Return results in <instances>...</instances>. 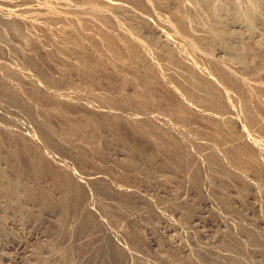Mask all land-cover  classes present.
<instances>
[{"label":"rangeland","instance_id":"obj_1","mask_svg":"<svg viewBox=\"0 0 264 264\" xmlns=\"http://www.w3.org/2000/svg\"><path fill=\"white\" fill-rule=\"evenodd\" d=\"M223 1L0 0V264H264V0Z\"/></svg>","mask_w":264,"mask_h":264},{"label":"bare ground","instance_id":"obj_2","mask_svg":"<svg viewBox=\"0 0 264 264\" xmlns=\"http://www.w3.org/2000/svg\"><path fill=\"white\" fill-rule=\"evenodd\" d=\"M198 2L199 1H201L202 3H204V5H206V6H211V11H212V13H213V15H217L219 12H220V7L222 6V4H224V1H223V3H222V0H197ZM256 3V0H249V2H248V4L247 5H245L244 6V2H243V7H244V9H245V12L247 13V15L249 16V17H252L253 16V13H252V11L254 10V6L256 5L255 4ZM239 6H240V3H239ZM241 7V6H240ZM235 8H236V6H235ZM7 12V11H6ZM8 14H10L9 13V11L7 12V17H8ZM235 14L237 15L238 13H236L235 12ZM10 17V16H9ZM182 16H178V18L180 19ZM14 18V17H13ZM15 19V18H14ZM182 19V18H181ZM237 26H239V25H237ZM240 27V26H239ZM212 41V40H211ZM207 44V43H206ZM178 52V51H177ZM181 53V52H180ZM180 53H178V54H180ZM177 54V56H181V54L180 55H178ZM184 55V54H183ZM181 58V57H180ZM170 59H171V57H170ZM173 57H172V62H173ZM175 59L177 60V57H175ZM181 59H183V58H181ZM175 62V61H174ZM177 63V62H176ZM188 63V62H187ZM191 63V62H190ZM175 64V63H174ZM170 65H173V64H170ZM179 65H180V63H179ZM182 65V64H181ZM180 65V66H181ZM184 65V64H183ZM192 65H194V64H192ZM178 66V65H177ZM184 66H186V65H184ZM174 67V66H173ZM179 67V66H178ZM177 67V68H178ZM186 67H188V65L186 66ZM181 68H183V66L181 67ZM189 68V67H188ZM178 70V69H177ZM180 70V69H179ZM182 70V69H181ZM184 71H185V69H184ZM191 71V70H190ZM179 72V71H178ZM194 72V71H193ZM184 73V72H183ZM185 74V73H184ZM191 74H193L192 72L189 74V75H191ZM188 75V74H187ZM198 76V75H197ZM201 76V75H200ZM188 77V76H187ZM190 77V76H189ZM194 77V76H193ZM192 77V78H193ZM196 77V76H195ZM202 77V76H201ZM206 77V76H205ZM239 77V76H238ZM197 78V77H196ZM205 79H207V78H205ZM189 81H191V79L189 78ZM194 82H196L195 83V85L196 86H198V85H202V82H199V81H197L196 79L195 80H193ZM192 81V82H193ZM205 81H207V80H205ZM209 83H210V81H209ZM215 85V84H214ZM209 88V87H208ZM202 89V88H201ZM207 91H209V90H207ZM257 91V90H256ZM206 92V91H205ZM220 92V91H219ZM221 93V92H220ZM220 96V95H219ZM217 98V97H216ZM257 98H258V96H257ZM261 100V99H260ZM220 102V101H219ZM226 107V106H225ZM252 109V108H251ZM247 110V109H246ZM249 111V110H248ZM255 111V110H254ZM253 111V112H254ZM246 115V114H245ZM211 117H214L213 115H211ZM228 118V116H225V118ZM221 118H223V117H221ZM214 119H216V121H217V119H219V118H214ZM219 121H221V120H219ZM236 121L237 120H232L231 122L233 123V124H236ZM238 122V121H237ZM223 123V122H222ZM226 123V122H225ZM225 123H223V124H225ZM228 124V123H227ZM229 125V124H228ZM236 125H239V124H236ZM221 126V125H220ZM227 126V125H226ZM230 126V125H229ZM241 139V138H240ZM242 140V139H241ZM235 141V140H234ZM246 141H248V140H246ZM243 142H245V141H243ZM240 143V142H239ZM251 144L252 143H250V146H251ZM255 144V143H254ZM257 146V145H256ZM241 148V147H240ZM237 149V148H236ZM249 150V149H248ZM258 150V149H257ZM238 153H239V151H238ZM241 155V154H240ZM248 155V154H247ZM259 157V156H258ZM246 158V157H245ZM247 160V159H246ZM252 161V160H251ZM247 163V162H246ZM247 165H248V163H247ZM242 171V170H241ZM243 175V174H242ZM100 180V179H99ZM210 223H212V222H210ZM210 227V226H209ZM204 231V230H203ZM206 232V231H205ZM215 234V233H214ZM152 235V234H151ZM154 235V234H153ZM205 235H206V233H205ZM234 235V234H233ZM154 236H156V235H154ZM209 236V235H208ZM150 237V236H149ZM157 237V236H156ZM206 237V236H205ZM210 237V236H209ZM150 239H152V238H150ZM213 239V238H212ZM207 243V242H206ZM149 244V243H148ZM198 244V243H197ZM209 244V243H208ZM226 244V243H225ZM112 245V244H111ZM117 245V244H116ZM120 245V244H119ZM187 245V244H186ZM204 245H206V244H204ZM118 246V245H117ZM192 246H193V244H192ZM212 247V246H211ZM215 247V246H214ZM121 248V247H120ZM119 248V249H120ZM185 248V247H184ZM202 248V247H201ZM204 248H205V246H204ZM203 248V249H204ZM109 249V248H108ZM118 249V248H117ZM188 249V248H187ZM195 249V248H194ZM120 252H121V250H119ZM213 251V250H212ZM116 252V251H115ZM186 252V251H185ZM192 252V251H191ZM219 252H221V251H219ZM121 253H126V251L124 250V252H121ZM194 253V252H193ZM192 253V254H193ZM218 253V252H217ZM213 254V253H212ZM94 255V254H93ZM107 255V254H106ZM221 255V254H220ZM123 256H125V255H123ZM189 256V255H188ZM216 256H218V255H216ZM177 257V256H176ZM190 257V256H189ZM115 258V257H114ZM107 259H109V258H107ZM182 259V258H181ZM222 259V258H221ZM224 259V258H223ZM89 260H90V258H89ZM110 260V259H109ZM108 260V261H109ZM123 260V259H122ZM203 260V259H202ZM114 261V260H113ZM115 262H117V261H115ZM115 262H114V264H115ZM179 262V261H178ZM190 262V261H189ZM188 262V263H189ZM228 262V261H227ZM105 263V262H104ZM124 263H126V262H124ZM180 263V262H179ZM207 263V262H206ZM213 263V262H212ZM225 263H226V261H225ZM230 263V262H229ZM213 264H215V263H213ZM231 264V263H230Z\"/></svg>","mask_w":264,"mask_h":264}]
</instances>
